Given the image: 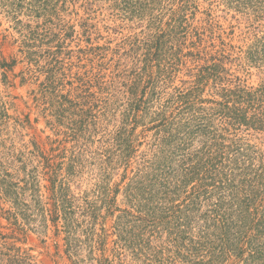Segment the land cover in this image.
<instances>
[{
	"label": "rangeland",
	"instance_id": "obj_1",
	"mask_svg": "<svg viewBox=\"0 0 264 264\" xmlns=\"http://www.w3.org/2000/svg\"><path fill=\"white\" fill-rule=\"evenodd\" d=\"M193 1L198 8L189 14L193 36L187 46L195 41L208 56L224 54L228 57L225 67L243 85L262 86L264 0ZM170 5L156 12L162 13L163 22L169 19ZM125 8L123 0H0V162L5 173L2 177L9 184L8 199L20 197L31 203V181L37 177L43 200L49 201L53 185L46 171H54L60 174L59 180L69 178L79 203L84 195L95 201L99 215L92 236L82 232L83 227L74 235L73 251L78 256H72L66 251V229L60 226L58 231L50 215L45 227L33 202L28 213L34 222L18 227L6 213L14 204L0 197V264H8L5 254L18 249L38 264H150L143 253L119 247L115 223L122 211L109 206L118 184L121 191L115 205L131 209L125 187L154 157L160 136L157 129L150 128L158 122L151 121L160 100L151 104L150 110L141 104L149 114L142 109L137 112L130 106L133 100L127 88L137 65L126 55L156 29L149 26L147 14L140 19ZM251 48L257 54L254 61L249 59ZM189 49L194 48L185 47L183 52ZM186 61L168 82V92L183 80H191L188 71L194 67L193 60ZM96 73L111 88L98 92V84L92 80L91 89L98 97V106L94 102L91 107L93 113L86 116L89 106L82 103L71 107L65 103L62 107L68 119L59 118L60 104L72 98L80 101L83 91L76 90L79 78L86 74L92 79ZM146 81L141 94L144 88L147 98L151 90ZM162 90L166 87L158 91ZM163 97L166 100L168 96ZM203 97L218 98L209 88ZM125 124L134 129L133 152L128 159L112 145L111 137ZM247 138L264 153V131H251ZM74 153L75 163L71 161Z\"/></svg>",
	"mask_w": 264,
	"mask_h": 264
},
{
	"label": "trees",
	"instance_id": "obj_2",
	"mask_svg": "<svg viewBox=\"0 0 264 264\" xmlns=\"http://www.w3.org/2000/svg\"><path fill=\"white\" fill-rule=\"evenodd\" d=\"M123 2L133 17L141 19L147 14L149 26L156 29L127 53L126 57H133L137 73L126 83L133 110L146 112L160 100L151 121L158 122L150 127L160 136L154 157L125 187L131 209L115 205L121 191L118 184L113 191L109 206L122 211L115 223L119 235L116 242L121 248L143 253L150 264H264V153L247 138L251 131H264V84L257 88L245 86L225 67L227 56H208L195 41L187 46L193 36L189 14L198 8L193 0ZM169 5V19L163 22L162 13L156 12ZM185 47L194 49L184 53ZM248 54L254 61L256 51L251 48ZM188 58L194 64L188 71L191 80H183L181 86L168 92V82ZM202 60L204 64H200ZM94 77L83 74L76 87L83 91L78 96L80 101L72 98L60 107L82 103L89 106L84 111L86 116L93 113L91 107L98 106V97L91 89L92 80L98 84V92L111 88L110 83L103 84L98 73ZM145 81L151 90L147 98L144 88L141 94ZM162 86L166 90L158 91ZM208 88L218 98L205 99ZM164 95L168 96L166 100ZM142 103L147 107L141 108ZM62 108L57 113L59 118L68 119ZM133 130L125 124L111 135L112 145L126 159L133 152ZM76 158L74 153L71 161L75 163ZM1 166L0 162V197L14 204L6 211L10 222L21 228L34 222L28 213L34 202L41 211L40 222L44 220L42 224L48 227L50 215L58 231L63 226L68 233L66 251L78 256L73 251L74 235L82 227L88 237L94 234L99 217L96 202L84 195L79 203L78 196L71 192L69 178L59 180L60 174L54 171H46L53 185L49 201L43 200L37 177L31 181V203L20 197L8 199L9 184L2 177L5 173ZM5 256L8 264H38L20 249Z\"/></svg>",
	"mask_w": 264,
	"mask_h": 264
}]
</instances>
